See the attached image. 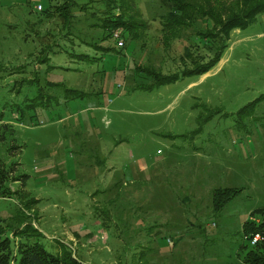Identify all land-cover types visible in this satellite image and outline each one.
<instances>
[{
    "label": "rangeland",
    "instance_id": "obj_1",
    "mask_svg": "<svg viewBox=\"0 0 264 264\" xmlns=\"http://www.w3.org/2000/svg\"><path fill=\"white\" fill-rule=\"evenodd\" d=\"M65 1L0 0V160L37 200L0 196L3 235L36 227L25 241L81 264H244L243 223L264 207V17L232 32L212 76L152 90L138 68L181 71L207 40H166L160 0H76L70 26ZM121 13L136 39L107 37ZM234 187L215 211L214 191Z\"/></svg>",
    "mask_w": 264,
    "mask_h": 264
},
{
    "label": "trees",
    "instance_id": "obj_2",
    "mask_svg": "<svg viewBox=\"0 0 264 264\" xmlns=\"http://www.w3.org/2000/svg\"><path fill=\"white\" fill-rule=\"evenodd\" d=\"M127 1L121 0V7L123 4L127 5ZM160 2L167 8L162 16L165 39L176 37L185 28H194L196 33L210 44L211 55L208 57L206 54H198L192 48L187 47L184 55L181 56V62H183L181 71L165 74L149 67L138 68L153 80L144 89L155 90L163 85L175 83L186 76L207 73L224 56L234 30H245L256 23L260 16L264 17V0H160ZM75 3L76 0H66L60 7L62 9L60 15L67 26H70L73 15L71 10ZM108 5L112 10L114 0H108ZM123 14H109L103 19L101 25L108 32L107 37H112L114 31L122 29L130 35V39L134 40L138 33L134 31V24L125 19ZM106 48L111 49L112 46ZM67 91L75 97L84 95L83 91L76 89ZM261 97H264V94ZM16 169V164H8L0 160V196L15 197L24 202L28 209H32L37 200L27 196L24 189H12L10 186L12 182H22L24 186L27 175L17 174ZM239 191L240 189L235 187L216 189L213 193L214 210L220 212L229 201L237 196ZM27 226L15 232V237L20 238L19 242L3 235L0 230V264H81L72 254L54 253L38 241L33 243L25 241L24 238L38 235L35 234L36 227L33 228L34 232L30 233ZM243 232L245 243L242 246L241 256L244 264H264V207L253 211L250 218L245 220ZM256 234H260L261 239L252 244L251 240Z\"/></svg>",
    "mask_w": 264,
    "mask_h": 264
},
{
    "label": "crops",
    "instance_id": "obj_3",
    "mask_svg": "<svg viewBox=\"0 0 264 264\" xmlns=\"http://www.w3.org/2000/svg\"><path fill=\"white\" fill-rule=\"evenodd\" d=\"M224 55H225V54H224ZM223 61H224V56L222 57V59L220 60V62L223 63ZM214 73H215V70H214V69H211V70L208 71L207 73L201 75V80H200V82H201V81H204V79H205L206 77L212 76ZM197 83H198V82H196V81H192V83H191L190 85H191V86L193 85L194 87H196L195 85H196Z\"/></svg>",
    "mask_w": 264,
    "mask_h": 264
},
{
    "label": "built area",
    "instance_id": "obj_4",
    "mask_svg": "<svg viewBox=\"0 0 264 264\" xmlns=\"http://www.w3.org/2000/svg\"><path fill=\"white\" fill-rule=\"evenodd\" d=\"M39 8H41V5H39ZM116 37H118V35L116 34ZM123 43L122 42H120L119 43V45H122ZM261 239V236H260V234H256L253 238H252V240H251V243L252 244H255L258 240H260Z\"/></svg>",
    "mask_w": 264,
    "mask_h": 264
}]
</instances>
